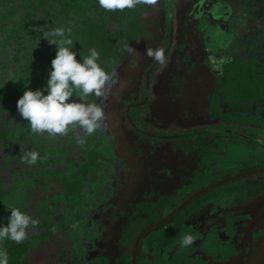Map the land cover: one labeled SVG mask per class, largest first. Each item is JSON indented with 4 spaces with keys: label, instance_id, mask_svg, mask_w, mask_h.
<instances>
[{
    "label": "trees",
    "instance_id": "trees-1",
    "mask_svg": "<svg viewBox=\"0 0 264 264\" xmlns=\"http://www.w3.org/2000/svg\"><path fill=\"white\" fill-rule=\"evenodd\" d=\"M226 1L234 10L230 18L218 17L212 11L207 10L206 14L198 19H195L198 17L196 14L190 18L188 16L186 17L188 23L183 25L185 26L184 35L176 40L180 39L182 43L184 41L185 51L182 49V54L185 57L182 56L180 62L183 60V64H186L185 61L188 62L190 66L188 69L202 70L207 77L206 84L209 81L213 82L210 92L215 91L218 97L217 109L215 108L216 111H214L215 117L206 121L194 114V121L184 124L181 122L182 104L173 101L180 108L175 109L170 105L164 107L169 113L164 116V120L169 122L164 125L166 129L159 131L160 133L157 131L148 133L152 148H158V142L161 140L170 142L175 139L179 141L191 139L193 143H196L203 137L229 132L219 130L214 126L215 123L226 119H229L232 124L237 122L251 125V127L258 126L260 122L262 133L254 131L250 134L236 125L235 130L230 132L236 133L239 137L246 135L250 143L264 146V60L259 54L260 51H264V35L258 32L264 29V0L263 2L261 0H235L239 4L235 5L236 8L229 2L230 0ZM248 1L252 3L250 7L247 6ZM149 9L150 6L139 5L135 9H125L123 12H109L99 6L98 0H0V226L8 223L7 218L11 214L8 207L23 205L31 217L34 216L40 220L35 230H29L28 238L23 243L17 244L6 240L0 244V247L8 252L9 264H81L88 259H91L93 264H101L98 261L102 256H110L109 248L103 250L98 246L100 241H96V247L89 243L87 249L90 251L78 261H73V229L68 226L56 227L58 220L63 219L64 216L59 215L55 207L56 202L45 193L46 187L41 189V185L46 184L48 177L44 175V171H39V168L47 167L53 175L63 173V163H58L57 159L66 151L68 152L65 156L67 170L71 169L81 149L80 143L71 142L73 138H81L80 130L73 129L67 135L58 137H49L47 134L39 135L36 140L30 124L17 110V101L26 90L43 89L47 84L51 61L56 56L57 47L42 38L45 32L58 27L71 29L69 38L74 42L73 50L81 55H87L90 48H95L100 53L105 71L110 74L111 80L107 85L104 98L89 96L84 99L85 103L103 105L104 124H107V130L99 129L93 134L96 139L92 142V148L87 151V155L83 156L84 161L86 159L81 165L83 169L72 174L73 179L68 178L65 188L61 186L56 188L54 185L49 188L51 191L54 189L53 192L56 190L64 192L67 200L66 207L73 208L75 204L83 205L82 209L96 221L93 226L94 232L106 230L111 233L117 228L120 235L111 244H126L123 252L128 250L125 258L130 264H133L135 244L142 231L148 225L163 218L156 214L157 216H153L155 217L153 219H140L142 211L139 212V206H136V204L140 206L147 204L151 199H159L154 187L157 183L156 176L150 178V174H146L147 176L137 179L125 176L117 182L115 187H103L100 184V187L96 189L90 184L94 175L100 177L98 168L101 166V159L104 155L96 152L95 147L107 137L105 135L107 132L110 134L109 126L112 124L111 119L116 109V103L111 102L113 99L111 97L120 95L123 85L129 81L131 68L128 67V72H125V66L120 67L119 65V68L117 66L124 61H130V64L134 60L137 61L140 58L137 53L147 46L145 39L150 36L151 32L143 24L146 23L143 22V18ZM172 14L171 5L167 4L166 15L169 18L167 16L166 18L170 23L167 38L170 44L165 48V52L174 39V27L170 20ZM207 32L210 33L205 36ZM120 57L122 59L116 63ZM187 58L190 60H186ZM77 59H81L80 55H77ZM157 62L156 60L149 66L150 69L147 71L149 80L152 78ZM134 66L136 67V64ZM244 91L250 92L249 97L243 98ZM159 92L160 89L154 90L153 103ZM150 97L151 95L146 96L142 101L148 102ZM73 99L78 98L73 97ZM125 103L128 106L129 119L134 126H137L134 122L141 114L142 107L134 97L126 99ZM189 105L190 103L187 104V108ZM209 105L206 107L204 105L207 111L213 107L208 109ZM162 109L163 107L156 108V111ZM190 110L188 111L191 113ZM184 113H187V110ZM147 122L153 126L152 116L148 117ZM174 123L177 127L170 129L169 126ZM197 123L200 126H197ZM16 130L20 132L19 135ZM163 134L171 135V140ZM32 151H36L40 156L35 165L28 164L23 159L27 153ZM243 166L233 171H246L261 167L259 164L245 165L244 168ZM50 167H55V170H51ZM78 173L85 175L82 180ZM32 180L37 181L35 187H25L27 182ZM59 180L57 175L51 179L52 182ZM85 186H87V192L84 194ZM162 195L169 196L171 200L175 197L172 192ZM188 196H190L189 193L182 199L176 198L172 202L175 206L171 207L169 213L181 202L186 201ZM84 198L88 199L86 203H83L86 200ZM155 204L154 209H158L157 202ZM77 216L85 219L81 209ZM100 216L104 218V221L113 220L112 224L104 227ZM173 222L170 220L146 232L139 251V264H147L148 253L144 247L151 236ZM38 235L40 239L36 240ZM120 252L121 249H115L114 255L119 257Z\"/></svg>",
    "mask_w": 264,
    "mask_h": 264
},
{
    "label": "rangeland",
    "instance_id": "rangeland-1",
    "mask_svg": "<svg viewBox=\"0 0 264 264\" xmlns=\"http://www.w3.org/2000/svg\"><path fill=\"white\" fill-rule=\"evenodd\" d=\"M199 1L200 0H157V3L151 5L150 9L145 13L143 22L146 23L143 24L147 27V30L151 32L150 36H147L145 39L147 41V46L137 53L140 57L137 61L134 60L131 64L130 61H124L118 64V68L119 65L120 67L125 66V72H128V67L131 68L130 76L128 78L129 81L123 85V90L120 95L118 94L115 97H111L113 98L111 102L116 103V109L114 116L111 119L112 124L109 126L110 134L107 132L105 134L107 137L101 141L99 146L95 147V151L102 153L104 156L101 159V166L98 168L100 171L98 173L100 177H95V175L92 177L91 175L92 178L90 184L93 188L98 189L100 184H102L103 187H115L117 186V182H120V179L122 180V177L125 176L136 179L144 177L146 174H150V178H155L156 176L155 179L157 180V183L154 187L157 190V196L159 195V199H151L147 204L145 203L141 206L140 204H136V206H139V212L142 211L140 219L143 220L144 218L153 219L155 218L153 216L157 215L161 217L165 216L174 205L172 202L175 201L176 198L182 199L186 197L188 193L191 196L196 191L195 188L200 187L203 189L208 185L216 183L226 176L236 173L237 171L233 170H236L237 168L239 169V167L243 165V168L245 165L252 166L254 164L264 166V146L250 143L246 138V135L239 137L236 133L230 132L235 130L234 126L236 125L245 129L246 132H249L250 134L254 131L262 133L260 122H258V126L251 127V125L237 122L232 124L229 119H226L225 121L215 123L214 126L219 130L223 129L229 132L214 134V136L211 135L210 137L205 138L203 137L201 140L198 139L199 141L197 140L196 143H193V140L191 139L187 141H179L178 139L171 140V135L166 136V134H163L164 137H167L168 139L170 138L171 141H159L158 148H152L151 146L152 143L149 140L148 133H151V131H162L163 129H166L164 125L169 123L164 120L165 114H169L164 107L170 105L175 109L180 108L179 105H175L173 101L182 104L180 112L183 114L181 122L184 124L192 123V121H194V114L200 119L204 118L206 121L212 120L215 117L214 111L217 109L216 105L218 104V97L215 94V91L213 93L210 92L212 90L211 86L213 85V82L209 81L206 84L207 81L205 79L207 77L202 70L188 69L190 67L188 62L185 61L186 64H183L184 60L180 62V59L185 57L182 54V49L185 51L183 44L184 41L183 43L180 39L176 41L179 37L181 38L182 35H184L185 26L183 25L184 23H188L186 17L189 16L188 18H190V16H194L196 11L198 17L195 19L201 18L206 14V7L202 6L200 8ZM261 1L263 2V0ZM229 2L234 8H236L235 5H239L235 0H230ZM167 4H170L171 9L173 10L170 20L172 27H174V39L165 52V48L170 44V41L167 38V33L169 32L168 29L170 30V23H168V19L166 18V16L168 17V15H166ZM251 4L250 1L247 2V6L250 7ZM188 8L190 10H188ZM198 8L201 9V11H198ZM185 20L186 22H184ZM263 30L261 29L258 32H260L261 35H264ZM209 33L210 32L205 33V36ZM149 49L153 52L156 50H162L164 52V62H157L150 80L148 79L147 71L150 69L149 66L156 60L148 55ZM259 54L264 60V51H260ZM205 56L206 55H204V57ZM120 59L122 58L120 57L117 59L116 63ZM186 60H190V58H187ZM134 64H136V67ZM157 89H160V92L159 95L155 97L153 103L152 99L154 90ZM249 93L250 92L248 91H244L242 94L243 98L249 97ZM150 95L151 97L148 102L142 101L144 97ZM130 97H134V99L138 101L139 106L142 107L141 114H139L138 119L134 122L137 123V126H134L133 122L128 117L129 110L125 100ZM188 103H190V105L187 108ZM208 104H210L208 109L213 106L210 108V111H207V109L204 108V105L206 107ZM161 107H163V109L157 112L156 108ZM186 110L187 113H184ZM188 110L192 112L190 113ZM151 116L154 122L153 126H150L147 122L148 117ZM196 125L200 126L198 123ZM106 127L107 124L105 125L103 122L100 129L105 131L107 130ZM169 127L170 129H173L177 126H175L174 123ZM144 129L150 131H145ZM80 132L81 138H73L71 142L73 144L80 143L81 149L79 152L80 154L75 157V162L72 163L70 170H67V162L65 161V159H67L65 157L68 154L67 151L64 152L63 156L57 159L58 163H63V173H56L53 175L48 171L49 168H39V171H44V175L48 177L46 184L44 183L41 185V189L46 187L45 193L56 202L55 207L57 208L59 215L64 216L63 219L58 220L56 227L65 228L68 226L73 229V261H78L79 258L81 259L83 255L90 251L87 249L89 243L96 247V241H100L98 246L103 250H108L109 248L108 251L110 256H102L98 262L101 264H130L125 258L128 250L123 252L124 245L126 244H111V242L116 240L117 236L120 235V231L117 230V228L111 233H108L106 230L94 232L93 226L96 221L89 217V214L82 209L84 208L83 205L75 204V207L73 208L66 207L67 200L64 196V192L60 190L53 192L54 189L51 191L49 188L51 185H54L56 188L59 186L65 188L68 178L70 180L73 179L72 174L77 173L79 169H83L81 165L86 161V159L84 161L83 156L87 155V151L92 148V142L95 141L94 139H96V136L93 134L85 135L81 130ZM113 132H115V134H112ZM16 133L18 135L20 134L18 131ZM246 134L248 135V133ZM33 135L35 139L38 140L39 135L35 133H33ZM23 144H25V142H23ZM50 169L55 170V167H50ZM56 175L59 176L60 180L58 182H52V177H55ZM83 176L85 175L79 174L81 180ZM251 178L253 177L238 179L231 183L216 187L203 194L204 196L195 202L196 204L203 203L199 205L200 209H197L198 213L194 215V219L190 220L195 224L190 228L195 229L197 225L201 223V226L203 227L206 225L208 227L210 225L212 226L211 230L206 232V235L211 231H214L216 227L219 224H222L226 219L223 217L228 216L224 213H220L219 216L216 217L217 211L215 210L220 207L218 205L221 204V200L223 202H228V200H231L230 197L235 198L236 195L234 193L250 196L249 188L252 189V182L257 184H260L261 182L263 183L264 173L258 174L254 179ZM36 184L37 181L32 180L27 182L25 187L34 188ZM86 192L87 186H85L84 194ZM166 192H172L175 194L173 200L167 195H162ZM190 196H188V198ZM225 196L229 198L223 199ZM84 199L86 200L83 201V203H86L88 199ZM156 202L158 209H154L156 207ZM62 206H64V208ZM213 206H215V210L213 209ZM19 207L26 212L23 205ZM197 207L198 206L195 208ZM79 209H81L85 219H80L77 216ZM193 211L194 209L191 208L186 215L179 218L178 222H175L174 226L169 227L170 225H173L170 224L168 227L156 231L151 236V239L144 247V250L148 253L147 264H176L173 261L172 255L179 249L188 252L192 248V250H194L192 253H199L198 248L200 246L198 245V247L196 245V239L194 244L190 247L185 248L181 246L182 236L192 234L196 237L195 232L188 230L190 221H185L186 218L192 216L190 214H192ZM254 217V219L257 220V216ZM32 218L35 217L32 216ZM100 221L104 227H107L112 224L111 222L113 220L104 221V218L100 216ZM182 227L188 229H184L183 231ZM218 229L222 230L223 228L219 227ZM39 239L40 237L38 235L36 240ZM115 249H121L119 257L114 255ZM190 252L191 251L188 253L190 254ZM81 264H93V261L88 259L81 262ZM177 264L180 263L178 262Z\"/></svg>",
    "mask_w": 264,
    "mask_h": 264
},
{
    "label": "clouds",
    "instance_id": "clouds-1",
    "mask_svg": "<svg viewBox=\"0 0 264 264\" xmlns=\"http://www.w3.org/2000/svg\"><path fill=\"white\" fill-rule=\"evenodd\" d=\"M99 6L109 12L135 9L139 5L151 6L157 0H98ZM70 28L58 27L45 32L42 39L56 45L57 52L51 61V70L47 84L43 89H28L17 101V110L23 119L28 121L31 131L49 137L65 136L73 129L81 130L85 135L97 132L105 119L102 104L85 103L89 96L104 98L106 88L111 80L105 71L100 53L90 48L87 55H81L75 48ZM131 51V49H129ZM80 55L81 59H77ZM148 55L160 63L164 62V52L151 49ZM76 97L78 99H73ZM40 158L39 153L32 151L24 156V160L35 165ZM10 216L8 223L0 226V244L11 240L23 243L29 230H35L40 220L32 218L20 207H8ZM196 237L192 234L182 236V247H190ZM0 264H9L8 252L0 247Z\"/></svg>",
    "mask_w": 264,
    "mask_h": 264
},
{
    "label": "flooded vegetation",
    "instance_id": "flooded-vegetation-1",
    "mask_svg": "<svg viewBox=\"0 0 264 264\" xmlns=\"http://www.w3.org/2000/svg\"><path fill=\"white\" fill-rule=\"evenodd\" d=\"M259 168H264V166L251 170ZM251 170L237 171L226 177L249 172ZM261 173L264 172L255 173L243 178L253 177L251 179H254V177L256 178L257 175ZM251 186L252 189L249 188L250 196L234 193L236 196H232H235V198L230 197L231 200H228V202H223L221 200V204L218 205L220 207L217 208L218 210H215L217 211L216 217L219 216L220 212L228 216L223 217L226 219L222 224L217 226L223 228L221 231L217 232L218 234H213L211 236H209V234L206 235V232L211 230L212 226L210 225L208 227L206 225L203 227L201 223H199L195 229H192L190 227L195 224L190 220H193L194 216L186 218L185 221L189 220L190 226L189 229L182 227V230L188 229L196 233V245L200 246H198L199 253H192V251H194L192 248L189 250L191 251L190 254L188 253L189 251L184 252L182 249H179L172 255L173 261L176 264L178 262L180 264H264V182L260 184L252 182ZM200 190L201 188L194 193ZM200 197H197L195 200H199ZM225 198L229 197L225 196L223 199ZM195 200L190 203L187 208L198 206L197 208L193 207V209H200L199 205L203 202L196 205L195 202L197 201ZM214 208L215 206H213V209ZM254 216H257V220L254 219ZM179 218H181L180 213L171 220L178 222Z\"/></svg>",
    "mask_w": 264,
    "mask_h": 264
},
{
    "label": "water",
    "instance_id": "water-1",
    "mask_svg": "<svg viewBox=\"0 0 264 264\" xmlns=\"http://www.w3.org/2000/svg\"><path fill=\"white\" fill-rule=\"evenodd\" d=\"M199 5H200V8L202 6L203 7L205 6L208 11H212V13L217 15L218 17L219 16H223V17H226V18H230L231 15L234 13L233 8L231 7V5L226 0H215V1L214 0H200L199 1ZM199 10L201 11V9L198 8V11ZM196 15H197V11H196ZM260 172H264V168L254 169V170H251L249 172H245V173H241V174H238V175L225 177V178L221 179L220 181H218L216 183L208 185L205 188H203L200 191H198L197 193H194L191 197H189V199L187 201H184L183 203H181L177 208H175L173 211H171L163 219H161L158 222H155V223H153L151 225H148L142 231V233L138 237L137 242L135 244V248H134V252H133V264H139V262H138L139 251H140V247H141V244H142V239H143V237H144V235L146 234L147 231H149L151 229H154V228H158V227L164 225L165 223L169 222L173 217H175L179 213H180L181 217L186 215V213H188V211L191 208L196 207V206H192L190 208H187V206L190 203H192L197 197L202 196L203 194L207 193L208 191H210V190H212V189H214L216 187L222 186L224 184H228V183H231V182H233L235 180L241 179V178H243L245 176H249V175H252V174H255V173H260ZM196 205H198V204H196ZM197 213H198V210L196 209L190 215L194 216ZM174 224H175V222H173L172 226H174ZM181 226H182V224H181ZM218 228L216 227V229L214 231H211L209 233V236H211L213 234H218L217 232L221 231V229H218ZM209 236H207V237H209Z\"/></svg>",
    "mask_w": 264,
    "mask_h": 264
}]
</instances>
